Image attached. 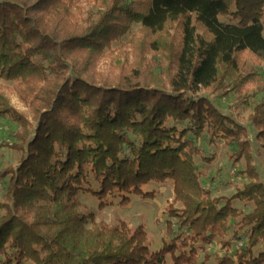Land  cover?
<instances>
[{"label":"trees","instance_id":"trees-1","mask_svg":"<svg viewBox=\"0 0 264 264\" xmlns=\"http://www.w3.org/2000/svg\"><path fill=\"white\" fill-rule=\"evenodd\" d=\"M92 2L97 12L83 14L79 0H0V80L31 114L0 92V118L18 126L0 148L21 155L0 171V264H208L198 253L212 242L225 250L214 264H264V185L248 133L209 98L248 106L262 95L248 122L264 151V76L254 68L264 62V0ZM105 57L110 78L96 73ZM203 136L244 160L248 183L230 199L200 184L195 159L214 160ZM153 183L173 190L171 241L158 251L143 227L100 224L79 202L90 194L101 211L108 197L152 199ZM175 228L184 233L173 238ZM232 228L240 246L228 254Z\"/></svg>","mask_w":264,"mask_h":264},{"label":"rangeland","instance_id":"rangeland-1","mask_svg":"<svg viewBox=\"0 0 264 264\" xmlns=\"http://www.w3.org/2000/svg\"><path fill=\"white\" fill-rule=\"evenodd\" d=\"M79 6L83 14L97 12L92 0H79ZM221 22H227V20L221 19ZM135 29L136 27L133 28V30ZM125 40H127V38H125L124 41ZM118 47L119 44H114L112 48L115 50ZM247 58L250 62L255 63L251 57L248 56ZM129 61H132L131 56H129ZM254 68L259 75L264 76V62L261 64L255 63ZM96 73L105 78H110L112 76L108 57L99 61ZM0 92L7 98L13 110L24 114L29 120L31 119L28 106L24 105L12 90V83H6L0 80ZM200 95L209 97L204 92H201ZM262 97V95H259L253 98L248 106L241 105L233 94L222 98H209L219 113L245 127L248 133L250 152L254 159L253 167L256 169L259 181L264 185V151L261 149L260 143L255 140V129L248 122L249 115L252 113L254 107L260 103ZM17 131L18 126L15 123L0 118V142L11 143L13 141L11 135ZM204 138L205 136L199 140L198 146L204 157L211 158L214 156V160L211 164H207L198 158L195 159V165L199 172L200 184L205 190L211 192L212 198L230 199L236 193V188H240L248 183V179L243 173L245 172L244 160L240 159L236 161L233 147L225 146L223 143H217L216 146H209ZM20 159V154L0 148V171L8 167H17ZM6 182L7 179L4 181L0 180V202L4 196ZM144 191L154 192L153 198L142 199L132 197L127 205H121L118 197H108L106 199L107 206L101 211L98 210L99 203L97 199L90 194L80 195L79 202L95 214V220L100 224L114 225L118 221H123L133 230L138 227H143L151 249L158 251L162 248L164 243H169L171 241L165 234V227L166 222L169 220L166 210L173 200V190L170 183L164 185L153 183L145 187ZM223 205L224 201L219 204V207ZM231 206L242 215L251 213L253 209L251 204L241 203L237 200H233ZM232 223V219H230L229 224L232 225ZM174 231L173 238L184 233L176 231V228ZM235 231L236 229L232 228L225 239L226 241H230L231 244L228 254H232V252L240 246L239 242L232 240ZM239 235H241V233H239ZM224 252L225 250H223L218 243L212 242L209 245H205L203 250H200L198 253L199 261L201 262L208 257V264H214V258L216 256H223ZM166 264H171L169 256L166 257Z\"/></svg>","mask_w":264,"mask_h":264}]
</instances>
